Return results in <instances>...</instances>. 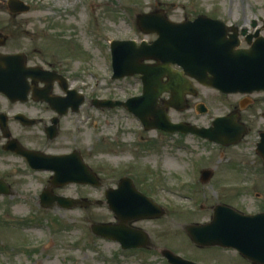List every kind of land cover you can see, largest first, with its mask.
Listing matches in <instances>:
<instances>
[{
    "label": "rangeland",
    "instance_id": "rangeland-1",
    "mask_svg": "<svg viewBox=\"0 0 264 264\" xmlns=\"http://www.w3.org/2000/svg\"><path fill=\"white\" fill-rule=\"evenodd\" d=\"M7 1L0 0V23L12 20L5 10ZM24 1L32 8L15 18L24 22L20 30L22 40L11 44L9 49L30 51L35 61L44 66L55 63L66 66L72 78L71 86L82 91L86 100L78 113L66 116L60 135L52 141L46 140L43 124L27 134L14 122L15 133L20 135L21 131L31 147L51 152L79 150L92 170L108 181L129 175L137 167L150 168L146 172L150 180L163 176L166 187L158 190L164 203L175 212H170L165 224L145 221L140 225L147 226L153 235L162 233L172 250L201 264H253L234 249H199L186 231L189 224L209 221L214 207L224 200L250 213L264 209V184L253 183L252 174L248 183L242 182L246 181V174L239 183L222 186H198L192 182L197 160L204 166L217 167L223 174L228 164L226 159L241 148L233 153L214 148L202 150L191 137L186 140L160 137L156 131L144 130L140 120L128 110L97 107L93 100H126L140 93L135 79H113L110 51V42L115 39L150 42L156 38L140 30L138 15L163 10V14L174 21L207 15L252 31L256 21L264 35V0ZM203 94H208L213 104L211 111L196 114L190 110L180 117L191 118L196 114L203 124L227 110L226 102L215 100L213 91L206 89ZM0 105H7L2 96ZM20 108L15 105L11 111ZM260 120L264 123L263 116ZM158 137L159 146L146 149L147 143ZM233 157L236 161L240 158ZM247 158L256 160L251 151ZM27 170L21 159L0 150V178L10 175L13 189L10 194L0 195V264H169L159 252H125L118 242L96 236L92 232L94 223L114 218L103 207L94 206L87 209V213L82 207L61 208L57 204L44 207L41 194L48 186L50 174H33ZM238 178L233 174L223 181ZM189 183L192 184L189 186ZM101 191V188L73 184L59 192L64 197L86 193L99 197Z\"/></svg>",
    "mask_w": 264,
    "mask_h": 264
},
{
    "label": "water",
    "instance_id": "water-1",
    "mask_svg": "<svg viewBox=\"0 0 264 264\" xmlns=\"http://www.w3.org/2000/svg\"><path fill=\"white\" fill-rule=\"evenodd\" d=\"M9 5L13 12H28L31 6L23 0H10ZM138 24L142 31L158 33L159 38L151 45L143 42L140 46L136 41L112 42L114 77L143 74L144 94L134 97L127 102L101 101L99 106L115 107L127 106L137 114L147 128L158 127L169 132L181 131L184 133L198 134L212 141L230 144L236 141L238 135L231 129V116L219 118L213 127L199 128L190 123L175 124L169 120L167 114L156 108V102L163 90L171 88L163 86L159 81L162 73L167 72L171 62L180 64L189 75L197 78L200 82L215 86L224 92L252 91L264 89V38H259L249 49H238L241 41L237 33L227 39L228 29L237 31L236 26H228L224 21L201 15L195 20H186L181 23L171 21L161 12L138 15ZM256 24H254V27ZM246 33V30H244ZM251 42V38H249ZM2 43V42H1ZM0 43V44H1ZM23 55L0 56V91L6 93L12 100L25 99L30 91L27 87V78L32 76L34 80H42L47 83L43 90H35V95L41 100L50 102L59 110L66 109L71 103L78 107L84 98H76L72 95L64 98L50 96L52 78L41 69L15 70L13 63L21 59ZM145 59H156L158 65H143ZM23 70V69H22ZM169 70V69H168ZM209 73L212 77L209 76ZM170 79L175 76L169 73ZM184 83V78H180ZM184 79V80H183ZM183 94L180 102H183ZM60 107H66L61 108ZM183 106L182 109H185ZM65 111V110H63ZM6 127V126H5ZM54 127L51 128V131ZM243 133V130L239 131ZM53 133V132H52ZM53 137V136H52ZM264 145V137L262 140ZM7 149L15 150L29 157L32 165L37 169H52L56 175L52 181L54 185L61 186L70 182L98 184L95 173L82 160L79 153L66 156H45L43 153L29 151L21 147L17 141H11ZM264 155V149L262 150ZM209 174L210 172H206ZM132 188V187H131ZM114 192V191H113ZM0 194H10V190L4 181L0 180ZM110 194H113L112 192ZM113 209L122 219L127 218L121 214V206L116 204L115 197L110 195ZM58 201L62 207L71 208L76 201L59 197L46 191L42 194V205L50 207ZM136 206L138 202L135 203ZM152 216L147 210L131 217ZM190 237L198 246L219 245L237 249L244 257L255 264H264V212L259 214H245L227 205H218L211 222L206 224H191L186 227ZM93 231L97 235L107 238L119 237L126 248L149 245L148 235L138 229H131L125 224H95ZM117 231H120L121 233ZM163 254L172 264H199L186 259L167 249Z\"/></svg>",
    "mask_w": 264,
    "mask_h": 264
},
{
    "label": "flooded vegetation",
    "instance_id": "flooded-vegetation-1",
    "mask_svg": "<svg viewBox=\"0 0 264 264\" xmlns=\"http://www.w3.org/2000/svg\"><path fill=\"white\" fill-rule=\"evenodd\" d=\"M5 10H7V13L11 15L12 20L0 23V42H4L2 45H0V56L5 55H23L21 59H24V62L22 63L20 60L18 62H15L12 64L13 67H15V70H18L20 72L25 71L26 68L31 70L33 68L35 69H41V71L45 70L49 73V75L54 78L52 81V88L50 95L53 97H59L64 98L69 95L68 90H74L78 96V94H83L82 91L77 90L76 88H73L71 86V75L69 74L68 70L63 66L62 64H54L50 66H44L41 63H38L35 61V57L32 56L30 51H27L25 49H9V46L11 44H14L18 40H22V32L21 26L24 24L23 21H18L15 18H18L19 16L23 14H13L10 12L9 7L4 3ZM187 18V17H186ZM259 25V24H258ZM254 31L248 30L247 34L245 36L241 35L242 44L241 48H247L249 44L246 41V38L248 36L253 37V41L258 38L259 35L262 34V28L259 33H257V29L252 27ZM260 29V28H259ZM232 34L231 31L227 33V36L230 37ZM156 36V34H153ZM264 36V35H263ZM246 41V42H245ZM82 49V48H81ZM145 63L147 64H155L156 61L154 60H145ZM23 69V70H22ZM43 69V70H42ZM171 69L174 72H183L182 68L178 66L177 64H171ZM135 79L137 84L140 86V92L143 90V80L141 75H135L130 77H124L122 79ZM162 82L165 84H169V78L168 75H164L162 77ZM190 87L193 89L192 92L194 94L189 93L187 95V105L189 106L186 111H181L180 106L181 104L177 103L175 98L173 97L171 90L164 91L160 98L158 99V106L157 109L162 110L164 112H167L171 120L175 123L188 121L191 123H195L201 127H209L213 124V122L216 120L218 116L232 114L231 120L234 121L235 125L232 127L234 130L238 129H244V134L240 138V141L235 144L231 145H224L216 142H212L208 139H204L200 136L194 135V134H184V133H168L165 131H161L159 129H153L151 131L158 132V136L160 137H166V138H178L180 140H186L188 137H191L196 143L198 144V147L200 149H207V150H213L219 149V150H229V152L235 151V149L241 148L236 155H230L226 161L228 164L227 167L223 169V174L218 171V169L211 168L204 166L205 164L197 160L195 162V176H194V183H197L198 186L200 184H212L213 186L218 185H226V183H232L237 182L239 183L242 180L243 174H246L245 180L242 181L244 183H248L250 174L254 176L253 183H257L259 186L261 184H264V156L263 153L259 147V144L262 141V135H264V123L261 122V117H264V90L258 91L255 90L253 92H234V93H223L219 91L218 89L206 85L200 84L196 80H192V82H188ZM67 88H66V87ZM28 87H29V95L28 99L26 101L17 100L12 101L9 99L8 96H6L4 93L0 92V96L4 97L7 101V105L5 107H1L0 105V150L3 152V154L6 155H12L13 157H17L21 159V161L24 163L25 168H27L28 172L31 173H41V172H48L49 180H48V186L46 190L49 192L62 196V192L59 191H65L66 189H69V187L73 184L80 185L82 187H91V185L88 184H80V183H69L64 184L61 186L51 184V179L53 176V171L49 169H35L32 165V161L27 157L26 155L18 154L17 152L6 150L4 147L5 145L14 139H17L21 145L27 149L31 150H37L42 151L43 153L47 155H64V154H70L71 152H51L47 151L46 149H40L36 147H31L27 142L24 141L26 138L23 136L24 134L21 133L20 135H17L15 133V127L12 125L14 122L19 124L21 126L20 130H24L27 134L32 133V129L35 127H38L42 125L43 127V133L46 140L52 141L55 138H57L62 130V123L63 120L66 118L67 115L71 113H78L81 109V107L85 104H81L77 110L73 108V105L69 107L66 111L62 112L59 111L57 108L53 107L51 103L47 101L40 100L39 97H37L33 92L37 89H42L45 87V84L39 80L36 81L32 78L28 79ZM210 90L213 91L216 96V99H219L225 101L226 103L224 106L227 108L223 113H217L216 117H212L210 119V122H205L201 124V120L199 117H196V114H206L209 113L213 107V104L211 103V100H209V96L203 94V90ZM180 89H176L175 93L179 92ZM205 97V98H204ZM86 100V97H85ZM10 105H19L21 108L15 112H12L13 106ZM194 111L196 114L192 116L191 118L186 117H180V115H184L187 111ZM202 110H206L205 112H202ZM42 112V113H41ZM44 112V113H43ZM202 112V113H201ZM4 115V116H3ZM262 115V116H261ZM4 117V118H1ZM45 116L46 118H44ZM7 125V126H6ZM6 126V127H5ZM54 127V129L51 131V128ZM34 134V133H33ZM53 136V137H52ZM178 136V137H176ZM159 146V137L158 139H151L149 143H147L146 149L153 148V147ZM79 151V150H74ZM72 151V152H74ZM251 153L255 156L256 160H249L248 154ZM80 152V151H79ZM233 153V152H232ZM81 157L83 160H86L85 156L82 155V152H80ZM233 156L240 157L235 160ZM225 157V156H224ZM241 160L242 162H239ZM250 161V163H249ZM240 165V168L238 167ZM243 166V168H241ZM247 169H246V168ZM237 168V169H236ZM150 168H142L137 167L134 171H132L129 175H123L119 176L115 180L108 181L106 180V177L104 178L101 176L102 174H98L100 186L98 189H102L101 196L99 197H90L91 193L86 194H78L76 196H68L67 194H63L68 196L67 198L72 199H78L77 206L76 207H82L84 208L85 212L87 213V209L93 208L94 206H100L104 209L111 212L114 216L113 220L109 221H99V223H113L114 225H121L125 224L127 227L131 228H139L145 230L149 235V245L147 248H133V249H122L125 252H162L165 248H173L170 247V245L166 242L165 237L161 233L159 236L156 234L153 235V233L149 232L146 228L147 226L140 225V222H152L155 224H165V218H167L170 215V212H175V210H172L171 207L164 203L162 198V193L158 189L165 188L166 183L163 178V176L157 177L156 181L150 180L149 173L146 172L150 171ZM229 170L227 174L224 173V171ZM206 172H210L207 174ZM233 174H237L239 178L237 180H230L227 182H224L223 180L229 179V177H233ZM116 177V175H115ZM124 177H130L132 182H128L126 180H123ZM10 175H5V184L9 188L10 191L13 192L11 183L9 182ZM162 178V179H161ZM192 183H189V186ZM128 185H134L135 192L132 191V193H129L127 191H122V196L124 199L126 207L123 208L122 216L127 218L126 222H123L121 218L117 217L115 212L111 209V206L109 204L108 200V193L111 190H119L123 188V186ZM129 188V187H127ZM133 188V186H132ZM193 188V187H192ZM58 191V192H57ZM56 192V193H55ZM61 193V194H60ZM127 195H129L131 198L133 196L134 201H140L143 202V205L141 208H144L145 206H149V213L153 216L150 218H141L139 220H134L131 217L134 216V213H131L132 207L128 205V198ZM148 200V198L152 199L148 200L149 203H147L144 200ZM64 197V196H62ZM147 197V198H146ZM237 197V195H236ZM42 200V199H41ZM134 203V202H133ZM132 203V204H133ZM224 204H231V202H227V200H224ZM58 206L59 203L56 202ZM232 205V204H231ZM61 207V206H60ZM63 208V207H61ZM215 208V207H214ZM138 209V207H136ZM262 211L264 209H261ZM163 214L160 216V214ZM103 238V237H102ZM105 239V238H103ZM120 244V247L122 248L121 241L116 240Z\"/></svg>",
    "mask_w": 264,
    "mask_h": 264
}]
</instances>
